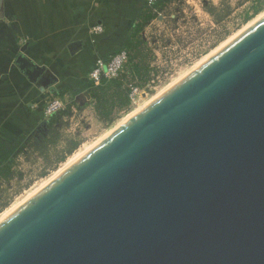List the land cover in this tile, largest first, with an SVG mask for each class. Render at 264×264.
Returning <instances> with one entry per match:
<instances>
[{
  "label": "water",
  "instance_id": "1",
  "mask_svg": "<svg viewBox=\"0 0 264 264\" xmlns=\"http://www.w3.org/2000/svg\"><path fill=\"white\" fill-rule=\"evenodd\" d=\"M0 264H264V15L1 219Z\"/></svg>",
  "mask_w": 264,
  "mask_h": 264
},
{
  "label": "crops",
  "instance_id": "2",
  "mask_svg": "<svg viewBox=\"0 0 264 264\" xmlns=\"http://www.w3.org/2000/svg\"><path fill=\"white\" fill-rule=\"evenodd\" d=\"M148 6L147 0H2L0 144L9 148L48 119L47 97L59 90L75 104L81 93L94 111L85 89L91 65L142 37L151 20L135 29Z\"/></svg>",
  "mask_w": 264,
  "mask_h": 264
},
{
  "label": "rangeland",
  "instance_id": "3",
  "mask_svg": "<svg viewBox=\"0 0 264 264\" xmlns=\"http://www.w3.org/2000/svg\"><path fill=\"white\" fill-rule=\"evenodd\" d=\"M255 10L257 11L254 13ZM159 11L164 16L161 22L159 23L156 17L151 20V30L142 34L141 44L127 49L129 58L122 74L123 87L128 88L133 84L144 87L165 65L174 63L179 50L187 53L202 51L201 55L187 65L176 68L175 73L165 83L147 91L148 94L141 97L136 104L129 103L105 118L97 115L89 107L88 100H85L81 93H79L78 104H75L74 100L65 95L62 90L58 91V97L48 96L47 101L53 97L63 101V109L59 111L69 108V112L58 123L61 138L58 139L57 145L49 146L48 151L43 154L35 151L34 143L22 147V151L14 159L11 175L7 180L0 179V220L9 214L5 215L4 213H7L5 211L15 205L18 207L33 192L41 189L55 177L56 172L68 167L73 157H81L126 121V118L142 109L153 100L152 98L159 96L175 84L176 80H180L197 67L195 65L200 64H196L200 59L213 50L221 48L228 40L231 41L238 33L245 30L250 21L253 22V19L258 18L257 15L264 14V0H174ZM175 42H178L179 49L174 48ZM164 46H166L165 49ZM134 63L141 68L140 75L131 73L130 67ZM157 65L162 66L157 68ZM144 70L148 75L147 80L142 83L141 77ZM67 138L78 141V145L60 160L59 157L65 151L64 143Z\"/></svg>",
  "mask_w": 264,
  "mask_h": 264
},
{
  "label": "trees",
  "instance_id": "4",
  "mask_svg": "<svg viewBox=\"0 0 264 264\" xmlns=\"http://www.w3.org/2000/svg\"><path fill=\"white\" fill-rule=\"evenodd\" d=\"M174 0H158L153 5L148 6L140 20V23L137 25L135 32L141 30L142 26L148 23L150 20L156 17V11L162 10L167 6V4L173 2ZM257 10L254 11V13ZM141 44L140 37L132 38L124 49H130L131 46L137 47ZM128 51V50H127ZM129 53V52H128ZM131 73L133 75H140L141 68L137 63H134L130 67ZM146 70L143 72V77H141V82L144 83L147 80ZM123 75L119 78L105 80L102 79L98 84H94L91 81H88L85 84V89L88 92L90 100L93 102L94 111L103 118L109 116L113 111L122 109L129 104L128 99V88L123 87ZM139 85V84H138ZM69 112V108H66L65 111H58L46 120H44L40 125L22 140L16 141L9 148L0 144V179H8L11 175V168L14 164V159L17 157L18 153L22 151V147H27L31 144L35 145V151L39 154H43L48 151L49 146L57 145L58 139L61 138L59 132L60 120L63 119V116ZM78 145V141L74 139L67 138L64 143V152L63 155L59 157L62 160L65 155L71 153ZM21 148L19 149V147ZM6 203H4L5 205Z\"/></svg>",
  "mask_w": 264,
  "mask_h": 264
},
{
  "label": "built area",
  "instance_id": "5",
  "mask_svg": "<svg viewBox=\"0 0 264 264\" xmlns=\"http://www.w3.org/2000/svg\"><path fill=\"white\" fill-rule=\"evenodd\" d=\"M158 0H147L148 4L151 6ZM164 16L159 11H156V20L160 19L162 20ZM150 26L147 32H150ZM94 32H100L101 27L96 26L93 29ZM146 33V32H145ZM178 42H175L174 48L179 49L177 47ZM164 49L166 46L163 47ZM202 51H193L192 53H187L185 51L179 50L178 57L174 60V63H171L169 65H165L160 72L157 74V76L150 80L149 83H147L144 87L140 86L138 84H133L128 87V99L130 105L136 104V102L141 98L146 96L148 93L147 91H150L152 89H155L159 85L165 83L169 77L173 73H175L176 68L180 67L181 65H187L190 63L193 59H195L197 56L201 55ZM129 58V53L126 49H119L112 53L109 57L103 59L98 58L94 61V63L91 65L89 71H88V81L93 82L94 84H98L100 80H111L115 78H119L125 71V66ZM157 56V62L158 61ZM162 65H157V68H159ZM146 90V91H145ZM63 109V101L58 98H53L46 102L44 113L46 116H50L59 110Z\"/></svg>",
  "mask_w": 264,
  "mask_h": 264
},
{
  "label": "bare ground",
  "instance_id": "6",
  "mask_svg": "<svg viewBox=\"0 0 264 264\" xmlns=\"http://www.w3.org/2000/svg\"><path fill=\"white\" fill-rule=\"evenodd\" d=\"M263 15H264V14H260L259 16L257 15L256 17H258V18L255 19V20L253 19V22L250 21V23H249V25H248L247 27H249L250 25H252L255 21H257L258 19H260ZM256 17H255V18H256ZM247 27H245V29H246ZM240 32H241V31H240ZM238 34H239V33H238ZM236 36H237V35H236ZM232 39H233V38H232ZM228 42H229V40H228ZM228 42H227V43H228ZM225 43H226V42H225ZM224 45H225V44H224ZM221 47H223V45H222ZM218 49H220V48L215 49V51L213 50L210 54H208L207 56H205V57H203L202 59H200V61H199L198 63H196V64H199V63L203 62L205 59H207V58H208L209 56H211L213 53H215L216 51H218ZM195 66H197V65H195ZM195 66H194V67H195ZM185 75H186V74H185ZM178 81H179V80H178ZM176 82H177V80H176ZM171 86H172V85H171ZM168 87H169V86H168ZM168 87H167V88H168ZM158 95H159V94H158ZM154 98H155V97H154ZM154 98H152V99H154ZM151 101H152V100H151ZM151 101H150V102H151ZM134 113H135V112H134ZM134 113H133V114H134ZM133 114H132V115H133ZM128 118H129V117H128ZM125 120H127V118H126ZM115 129H116V128H115ZM88 149H90V148H88ZM88 149H87V150H88ZM85 150H86V149H85ZM83 151H84V150H83ZM83 151H81V152H83ZM78 152H79V151H78ZM78 152H77V153H78ZM84 153H85V151H84ZM81 155H82V154H81ZM74 156H76V155H74ZM79 157H80V156H77V157H75V158L73 157V160H72L70 163L67 162L68 165H70L71 163H73V162H74L75 160H77ZM68 165H67V166H68ZM65 167H66V166H65ZM61 171H62V170L56 172V175H58ZM54 176H55V175H54ZM53 178H54V177H53ZM53 178H52V179H53ZM49 180H50V179H49ZM49 180H46V181H49ZM46 181H45V182H46ZM44 184H45V183H44ZM44 184H43V185H44ZM46 184H47V183H46ZM40 187H41V186H40ZM42 187H43V186H42ZM39 189H40V188H39ZM39 189H38V190H39ZM36 190H37V189H36ZM35 192H36V191H35ZM33 193H34V192H33ZM30 195H31V194H30ZM18 205H19V204H18ZM15 208H17V205L13 206V207L10 208L8 211H5V212H7V213H4V214L7 215V214L10 213L11 211H13V209H15ZM4 217H5V216H4Z\"/></svg>",
  "mask_w": 264,
  "mask_h": 264
}]
</instances>
